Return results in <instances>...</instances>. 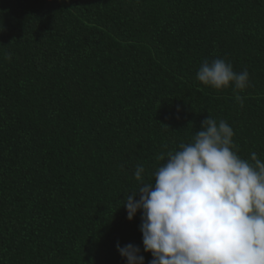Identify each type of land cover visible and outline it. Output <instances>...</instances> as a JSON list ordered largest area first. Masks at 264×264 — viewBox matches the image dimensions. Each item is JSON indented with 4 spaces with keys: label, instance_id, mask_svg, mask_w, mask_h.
<instances>
[{
    "label": "trees",
    "instance_id": "16d2710c",
    "mask_svg": "<svg viewBox=\"0 0 264 264\" xmlns=\"http://www.w3.org/2000/svg\"><path fill=\"white\" fill-rule=\"evenodd\" d=\"M220 58L246 89L197 80ZM208 115L264 160V0H0V264H149L135 168Z\"/></svg>",
    "mask_w": 264,
    "mask_h": 264
},
{
    "label": "clouds",
    "instance_id": "9594fccd",
    "mask_svg": "<svg viewBox=\"0 0 264 264\" xmlns=\"http://www.w3.org/2000/svg\"><path fill=\"white\" fill-rule=\"evenodd\" d=\"M196 78L216 90L249 86L248 71L237 73L222 58L205 60ZM235 100L243 107V97ZM233 136L225 120L208 115L191 142L157 156L163 163L154 179L136 166L138 187L121 206L129 221L141 213L149 264H264V160L254 151L241 159ZM117 250L126 264H144L139 247Z\"/></svg>",
    "mask_w": 264,
    "mask_h": 264
}]
</instances>
